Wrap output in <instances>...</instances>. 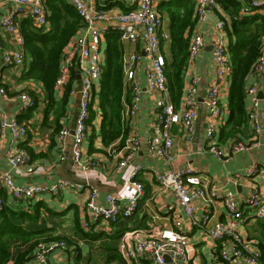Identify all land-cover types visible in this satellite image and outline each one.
<instances>
[{
    "label": "built area",
    "instance_id": "1",
    "mask_svg": "<svg viewBox=\"0 0 264 264\" xmlns=\"http://www.w3.org/2000/svg\"><path fill=\"white\" fill-rule=\"evenodd\" d=\"M10 5L8 11L0 16V29L8 35H15L18 48H8L2 51L1 59L5 66L24 69L26 56L23 51L24 38L19 30L20 19H30L39 28H47V9L45 0H2ZM196 3V24L207 19L208 13L215 7V0H194ZM76 13L83 20V26L68 41L64 47L59 66V74L55 80V88L62 90L68 83L71 71L75 68L78 59V75L80 88L72 87L70 95H79V110L73 133L66 127H62L56 135L60 146H63L65 138L72 134L73 145L71 149L73 167L83 172L97 165L95 159L83 160V142L87 137L88 118L92 100L93 85L101 76L103 58L101 45L105 39V32L109 27L120 32V38L129 43H143L146 63L144 65L146 92L157 93L154 99L155 112L151 122L150 135L143 141L136 134H130L124 140V150L116 165V171L120 172L132 159L141 143H145L148 152L171 164L174 161L173 135L171 128L181 125L185 128L187 138L191 141L195 135V123L199 116V83L200 78L193 75L186 84L184 82L180 96V104L177 105L171 98L167 84L166 54L161 48V41H170L169 29L165 26L163 15L155 8L153 0H138L135 8L120 11L98 7L87 0H69ZM264 7V0H249L240 10V15H250L257 9ZM224 20L216 22V29L225 27ZM203 34L195 32L191 35L188 46V62L204 48ZM212 61L214 65L213 80L206 86L202 97V105L206 111L205 130L206 144L203 152L214 155L219 160H225L232 154L248 145L242 140H232L225 152L214 141L215 133L220 127L223 109L220 103L222 86L231 77V62L227 51V44L221 37H216L211 43ZM141 54L122 55L123 84L130 88L131 97L128 104L123 107L121 115L124 122L137 114L142 88L136 78V65ZM250 76L259 78L261 83H251L245 91V98L249 97L250 105L246 108L247 118L252 126L254 134L264 131V117L259 112V103L264 105V39L260 45V53L250 71ZM74 86V85H73ZM259 93L261 96H259ZM0 96L6 99H16L20 103V111L31 109L36 100L33 95L25 90L16 95H10L5 87L0 85ZM182 102V103H181ZM8 130L13 142H20L27 137L28 126L20 122L15 115H8L0 107V152L3 148L4 132ZM120 150V151H121ZM118 152L117 154H119ZM10 168L0 175V190L4 188L14 200H26L33 198L42 191L57 193L62 189L77 187L67 180H58L50 187H42L37 183L19 184L14 180V170L26 166V172L31 173L36 167L28 165L29 155L25 148L17 147L6 154ZM258 164H251L246 169V175L251 176L258 170ZM264 171V163L261 164ZM142 166L135 164L129 173V182L135 189V193L123 197L114 194L105 195V204L97 203V189H91L86 207L95 219L102 218L107 222H116L121 218H129L135 211L137 200L144 191V185L137 180V175ZM157 183L163 189L170 190L175 196V203L169 205L170 227L159 224H151L142 238H136L133 244L128 245L129 235L137 236L138 232L131 230L124 233L119 244V253L125 260V264H168L165 256L172 260L179 259L181 264L193 263V248L186 229L201 227L211 238L212 242L232 239L231 251L221 249L215 257L213 264H234L237 258H241L246 264H261L259 252H250L241 241L237 231L238 225L246 220L247 214L241 209L236 200L235 193L224 191L214 182L205 180L190 164H185L177 169H169L156 173ZM246 203L252 209L256 218H264V196L257 185H253ZM220 202L224 207V217L214 223L210 222V207ZM3 197L0 194V210L4 206ZM202 213L197 215V209ZM83 227L89 230V223L84 222ZM66 248L65 240H57L50 243L40 242L37 245L35 259L41 264H61L59 262H46V254L56 248ZM78 264V263H69ZM178 264V263H177Z\"/></svg>",
    "mask_w": 264,
    "mask_h": 264
},
{
    "label": "crops",
    "instance_id": "2",
    "mask_svg": "<svg viewBox=\"0 0 264 264\" xmlns=\"http://www.w3.org/2000/svg\"><path fill=\"white\" fill-rule=\"evenodd\" d=\"M69 2V0H66ZM98 7L126 11L137 6L138 0H87ZM170 0H153L155 8L163 15L165 26L169 29V19L165 11L159 9V3ZM240 8L247 4L249 0H238ZM10 5L0 0V16L4 14ZM255 13L264 14V7L255 10ZM218 20L225 21V27L230 22L227 11L218 3L208 13L207 19L195 24L193 33L203 34L205 41L204 48L187 62L184 69L185 84L190 81L193 75L200 78L199 83V116L195 123L194 138L189 141L186 130L181 125H174L171 128L173 135L174 161L169 164L164 159L151 155L145 143H141L139 149L132 159L120 172L116 171V165L124 150L111 146H103L100 137L101 110L99 108L100 78L94 82L92 90V100L90 107L91 124L88 125L87 137L83 142V160L95 159L94 165L87 171H82L73 167L71 149L73 145L72 134L68 135L63 146H60L54 129V115L48 117V125H42L44 90L41 84L35 80L22 79L23 69L5 66L2 63V51L8 48H18L16 36L8 35L0 29V85L5 87L10 95H16L19 91L25 90L35 97L36 104L33 108L20 111V103L16 99H6L0 96V107L8 113L15 115L20 122L28 126L27 137L20 142H13L10 132L5 130L3 148L0 152V175L10 168L6 154L17 147H23L32 151L34 156L29 155L28 165L36 167L31 173L26 172V166H22L13 172L14 180L19 184L37 183L42 187H50L58 180H67L73 184L71 187L62 189L57 193L42 191L33 198L26 200L12 199L7 191L2 188L0 194H5V204L12 207L37 213V221H26L21 223L25 229L41 230L53 228L54 235L65 240L66 248H56L46 254V262H59L61 264H125V260L119 253V244L124 233L131 230L137 231L138 235H129L128 245L133 244L138 237L142 238L146 234L151 224H159L170 227L169 205L175 203L173 193L168 189H163L155 180L158 172L169 169H177L185 164L192 165L197 173L205 180L214 182L224 191L235 193L236 200L241 209L247 214L245 221L238 225V233L244 247L250 252H259L260 263L264 264V218H256L252 209L246 203V198L253 185H257L264 196V171L261 164L264 163V131L254 134L250 122L247 120L239 127L238 131L231 136H220V131L229 118V83L226 82L220 93V103L223 109L222 121L219 129L215 133V143L225 152L232 140H242L248 148L230 155L225 160H219L210 153L203 152L206 144L205 130L206 111L201 103L206 86L213 80L214 65L212 61L211 43L216 37H221L227 44V32L224 29L218 30L215 25ZM48 26L45 29H48ZM78 32V31H77ZM121 39V38H120ZM122 55L141 54V58L136 65L135 74L142 88L139 101V110L136 115L127 121L129 128L128 135L136 134L141 140H145L150 135L151 122L154 116V99L158 96L156 92L149 93L144 89L145 74L144 65L146 63L143 43H129L121 39ZM170 41H161V48L166 54V64L170 61ZM103 66L105 64V39L101 45ZM122 58V56H121ZM103 69V68H102ZM78 59L75 68L71 71V81L74 88L79 89ZM72 72L75 76L72 75ZM73 77V78H72ZM101 77V76H100ZM231 78V77H230ZM70 81V79H69ZM68 81V83H69ZM251 83L260 84L259 78L247 77V86ZM247 88V87H246ZM63 90L56 88V99L59 100ZM246 91V89H245ZM123 94L131 97L130 88L123 84ZM261 95V94H260ZM79 95H70L64 115L59 118L62 127L71 130L75 127L76 114L78 108ZM130 101V100H129ZM129 101L123 98V107ZM249 97L245 98V108L250 105ZM175 104H180V98ZM182 103V102H181ZM181 105V104H180ZM79 110V108H78ZM259 112L264 117V105L259 103ZM89 115V119H90ZM60 128V129H61ZM30 150V151H29ZM121 150V151H120ZM69 152V154L67 153ZM120 152L119 154H117ZM258 164V170L251 176L246 175V169L251 164ZM140 164L141 171L137 175V180L144 185L143 194L137 200L134 213L129 218H121L116 222H107L102 218L97 219L91 216L86 207V201L91 189H97V203L105 204V195L114 194L118 197L132 195L135 189L129 182V173L133 165ZM18 203V205H17ZM211 223L222 220L224 217V207L220 202H216L210 207ZM202 209L198 208L196 213L200 215ZM84 222L89 223V230L83 227ZM193 248L192 264H213L218 251L225 249L231 251L232 239L226 238L223 241L212 242L211 238L201 227L186 229ZM120 257L123 263L120 262ZM169 257V256H168ZM170 258V257H169ZM181 264L179 259H171L168 264ZM11 264V262L9 263ZM24 264H41L35 258L29 259ZM234 264H246L241 258H237Z\"/></svg>",
    "mask_w": 264,
    "mask_h": 264
},
{
    "label": "trees",
    "instance_id": "3",
    "mask_svg": "<svg viewBox=\"0 0 264 264\" xmlns=\"http://www.w3.org/2000/svg\"><path fill=\"white\" fill-rule=\"evenodd\" d=\"M229 14L226 25L227 51L231 62V78L228 89L229 118L220 136H231L247 120L245 89L247 77L260 53L264 39V14L240 15L238 0H215ZM48 29L36 27L30 19L18 21L24 38L23 51L26 56L22 79L39 82L44 90L42 125H48V117L54 115V129L59 132V118L64 115L69 91L73 87L71 78L64 87L62 96L56 99L55 80L59 74L60 59L68 41L83 26V20L66 0H45ZM169 19L170 61L166 64L167 84L171 98L178 102L184 85V69L188 62V46L196 24V3L194 0H170L159 3ZM120 32L109 27L105 32V64L100 77L99 108L101 110L100 137L103 146L120 149L128 136V125L122 119L123 98V53ZM72 75L75 74L72 72ZM73 78V77H72ZM88 118V125L91 124ZM26 149V148H25ZM27 153L34 156L32 151ZM5 203V194L2 193ZM19 202V200H17ZM18 205V203H17ZM37 213L4 204L0 210V264H24L35 257L40 242L60 240L53 228L28 230L21 224L37 221ZM120 262L123 259L120 257ZM125 263V262H124Z\"/></svg>",
    "mask_w": 264,
    "mask_h": 264
},
{
    "label": "water",
    "instance_id": "4",
    "mask_svg": "<svg viewBox=\"0 0 264 264\" xmlns=\"http://www.w3.org/2000/svg\"><path fill=\"white\" fill-rule=\"evenodd\" d=\"M259 96H261L260 93H259ZM77 114H78V113H77ZM76 118H77V115H76ZM75 120H76V119H75ZM73 129H74V128H73ZM73 129L70 130L71 133H73ZM165 258H166V261H167V262L170 260V258H169L168 256H165Z\"/></svg>",
    "mask_w": 264,
    "mask_h": 264
},
{
    "label": "rangeland",
    "instance_id": "5",
    "mask_svg": "<svg viewBox=\"0 0 264 264\" xmlns=\"http://www.w3.org/2000/svg\"><path fill=\"white\" fill-rule=\"evenodd\" d=\"M79 88H80V82H79ZM78 108H79V98H78ZM78 108H77V112H78ZM77 115V114H76ZM75 115V116H76ZM75 122H73V124H74ZM67 153L69 154V152L67 151Z\"/></svg>",
    "mask_w": 264,
    "mask_h": 264
}]
</instances>
